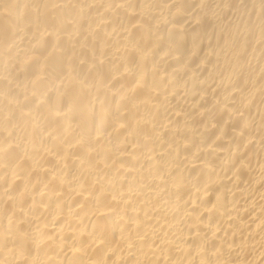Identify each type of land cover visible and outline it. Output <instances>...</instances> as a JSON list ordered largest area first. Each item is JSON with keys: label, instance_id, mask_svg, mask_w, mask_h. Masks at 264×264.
<instances>
[{"label": "bare ground", "instance_id": "1", "mask_svg": "<svg viewBox=\"0 0 264 264\" xmlns=\"http://www.w3.org/2000/svg\"><path fill=\"white\" fill-rule=\"evenodd\" d=\"M0 264H264V0H0Z\"/></svg>", "mask_w": 264, "mask_h": 264}]
</instances>
